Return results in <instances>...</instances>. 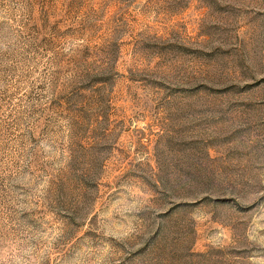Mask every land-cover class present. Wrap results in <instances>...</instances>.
Here are the masks:
<instances>
[{
  "label": "rangeland",
  "instance_id": "obj_1",
  "mask_svg": "<svg viewBox=\"0 0 264 264\" xmlns=\"http://www.w3.org/2000/svg\"><path fill=\"white\" fill-rule=\"evenodd\" d=\"M0 264H264V0H0Z\"/></svg>",
  "mask_w": 264,
  "mask_h": 264
}]
</instances>
